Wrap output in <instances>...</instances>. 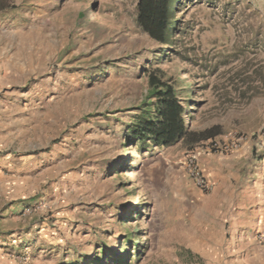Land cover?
Listing matches in <instances>:
<instances>
[{
  "label": "rangeland",
  "instance_id": "1",
  "mask_svg": "<svg viewBox=\"0 0 264 264\" xmlns=\"http://www.w3.org/2000/svg\"><path fill=\"white\" fill-rule=\"evenodd\" d=\"M137 2L0 12V264H264V2L178 0L168 44ZM148 67L190 121L168 147L127 139Z\"/></svg>",
  "mask_w": 264,
  "mask_h": 264
},
{
  "label": "trees",
  "instance_id": "2",
  "mask_svg": "<svg viewBox=\"0 0 264 264\" xmlns=\"http://www.w3.org/2000/svg\"><path fill=\"white\" fill-rule=\"evenodd\" d=\"M10 0H0V12L10 7ZM178 0H138L136 22L139 28L159 44H168L171 39V19ZM257 6L264 0H253ZM177 27L176 21L173 24ZM147 76V101L139 107L127 127V139L141 144L168 147L187 135L190 121L182 119L183 108L171 83L158 68H143ZM216 126L206 129L207 136H214Z\"/></svg>",
  "mask_w": 264,
  "mask_h": 264
},
{
  "label": "built area",
  "instance_id": "3",
  "mask_svg": "<svg viewBox=\"0 0 264 264\" xmlns=\"http://www.w3.org/2000/svg\"><path fill=\"white\" fill-rule=\"evenodd\" d=\"M218 143H214V147H218ZM199 155L200 152H192L190 153L185 161V165L187 168V174L192 182V184L201 189V190H209L210 184L206 179L203 171L201 170L199 164ZM257 241L259 246L264 250V231L260 232L257 236Z\"/></svg>",
  "mask_w": 264,
  "mask_h": 264
}]
</instances>
